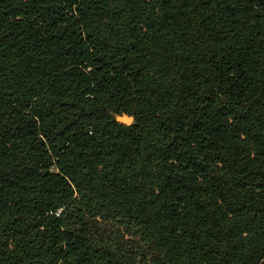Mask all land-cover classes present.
<instances>
[{
    "label": "trees",
    "instance_id": "trees-1",
    "mask_svg": "<svg viewBox=\"0 0 264 264\" xmlns=\"http://www.w3.org/2000/svg\"><path fill=\"white\" fill-rule=\"evenodd\" d=\"M0 264H264V0H0Z\"/></svg>",
    "mask_w": 264,
    "mask_h": 264
},
{
    "label": "water",
    "instance_id": "water-1",
    "mask_svg": "<svg viewBox=\"0 0 264 264\" xmlns=\"http://www.w3.org/2000/svg\"><path fill=\"white\" fill-rule=\"evenodd\" d=\"M118 121L125 124H131L134 120V116L123 114L117 117Z\"/></svg>",
    "mask_w": 264,
    "mask_h": 264
}]
</instances>
